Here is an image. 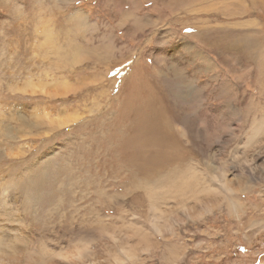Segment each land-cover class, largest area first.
Wrapping results in <instances>:
<instances>
[{"label":"rangeland","instance_id":"1","mask_svg":"<svg viewBox=\"0 0 264 264\" xmlns=\"http://www.w3.org/2000/svg\"><path fill=\"white\" fill-rule=\"evenodd\" d=\"M263 55L264 0H0V264H264Z\"/></svg>","mask_w":264,"mask_h":264},{"label":"bare ground","instance_id":"2","mask_svg":"<svg viewBox=\"0 0 264 264\" xmlns=\"http://www.w3.org/2000/svg\"><path fill=\"white\" fill-rule=\"evenodd\" d=\"M230 13V12H229ZM209 37V36H208ZM229 37V35H224V34H222V35H212V39L213 40H206L205 42L206 43H211V44H214L215 43V41H216V43L218 44V43H221L222 45H223V47H232V46H236V39L237 38H235V40H234V42L232 41L233 39H230V38H228ZM251 37V36H250ZM231 40V41H229V40ZM239 39V38H238ZM202 40H203V38H202ZM204 41V40H203ZM214 42V43H213ZM233 42V43H232ZM241 46V45H240ZM242 48V47H241ZM252 51V50H251ZM251 53V52H250ZM264 56V55H263ZM180 76H181V73L180 72H177ZM178 75V76H179ZM179 78V77H178ZM183 81H186V79H184ZM183 91V90H182ZM67 122V121H66ZM7 241V240H6ZM15 243V242H14ZM2 244V238H0V245ZM27 244V243H26ZM15 245V244H14ZM14 250H16V249H14ZM0 251H2L1 250V247H0ZM3 253H1L0 254V258H4L3 257V255H2ZM23 253H22V251H19V252H17V251H12V252H10V254H9V256H7V257H11V258H13V259H15V260H19L20 259V261L19 262H22V264H29V261H26V259L25 260H23L22 258H21V255H22ZM34 256V255H33ZM23 262H25V263H23ZM14 264H17L16 262L14 263ZM21 264V263H20ZM32 264H34V263H32Z\"/></svg>","mask_w":264,"mask_h":264}]
</instances>
